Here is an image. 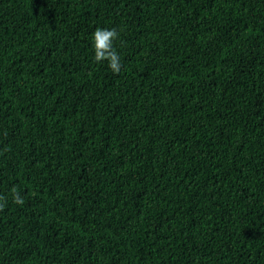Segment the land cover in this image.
Here are the masks:
<instances>
[{
  "label": "trees",
  "instance_id": "16d2710c",
  "mask_svg": "<svg viewBox=\"0 0 264 264\" xmlns=\"http://www.w3.org/2000/svg\"><path fill=\"white\" fill-rule=\"evenodd\" d=\"M0 196V264H264V0H0Z\"/></svg>",
  "mask_w": 264,
  "mask_h": 264
},
{
  "label": "clouds",
  "instance_id": "9594fccd",
  "mask_svg": "<svg viewBox=\"0 0 264 264\" xmlns=\"http://www.w3.org/2000/svg\"><path fill=\"white\" fill-rule=\"evenodd\" d=\"M120 36L118 26L107 28H97L92 34V47L94 51V60L103 62L107 60L112 68L117 72L124 69L125 57L123 52L117 46V39ZM11 197L14 203L23 204L24 201L16 189L11 192ZM7 203V198L0 196V208H3Z\"/></svg>",
  "mask_w": 264,
  "mask_h": 264
}]
</instances>
